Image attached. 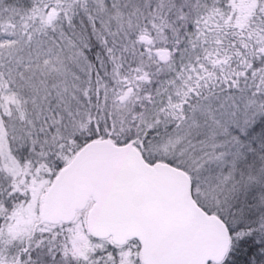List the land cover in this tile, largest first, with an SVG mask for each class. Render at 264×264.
Wrapping results in <instances>:
<instances>
[{
  "label": "snow or ice",
  "instance_id": "snow-or-ice-1",
  "mask_svg": "<svg viewBox=\"0 0 264 264\" xmlns=\"http://www.w3.org/2000/svg\"><path fill=\"white\" fill-rule=\"evenodd\" d=\"M0 264H264V0H0Z\"/></svg>",
  "mask_w": 264,
  "mask_h": 264
}]
</instances>
